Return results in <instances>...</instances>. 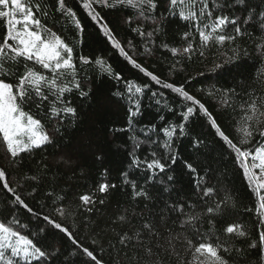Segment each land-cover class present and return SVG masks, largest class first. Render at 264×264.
<instances>
[{
    "label": "snow or ice",
    "instance_id": "1",
    "mask_svg": "<svg viewBox=\"0 0 264 264\" xmlns=\"http://www.w3.org/2000/svg\"><path fill=\"white\" fill-rule=\"evenodd\" d=\"M80 6L85 11L90 20L98 26L99 31L111 44L112 48L119 51L120 55L138 69L151 81L163 88L170 89L183 101L190 102L186 105V110L182 112V121L179 124H169L163 128H157L155 124L140 128L144 139L141 140L135 135V118L142 115V99L147 85H139L134 81H125L123 92L117 91L115 95L126 96L128 102V127L116 129L114 131L132 132L130 139L135 141L132 151L130 167L139 171H145V182L154 184L159 174L166 176L169 183H173L175 178L167 175L171 165L177 162L178 156L174 151L175 137L185 134L186 123L199 113L208 118L211 129L235 154L236 162L243 170L245 178L250 187L259 198L257 214L260 217V224L264 226V147H256L251 150L245 145H249L257 136L264 139V94H257L253 89L244 93L246 97L239 106L241 115L236 123L239 127L236 131L240 133L238 143L225 134L216 119L209 112L204 103L195 96L190 95L185 88L173 83H164L160 78L144 68L129 49L136 52V46L129 40L128 49L117 39L114 30L109 26L103 10L120 11L121 20L129 25L133 23L136 27L131 31L141 38L143 52L139 55H152L153 37L162 28L164 22L169 18L183 22L189 31L182 37L185 46L178 49L168 48L167 44L162 45L168 49L173 57L192 56L203 58L204 49L217 47L224 51L213 61L209 72L213 75H220L223 72L231 71L230 66L237 65L243 58L249 57L250 53L240 48L236 43L238 37L246 34L247 27L260 33L264 38V0L254 3L253 0H163L164 14H157L160 7V0H80ZM134 10L136 19L132 16H125L124 10ZM51 21L49 26L48 21ZM71 23L82 34L84 26L77 16V13L66 5V0H0V26H2V42H0V141L5 147V159L9 160L12 166L17 167V160L23 153H31L35 149H42L46 146H57L60 137L56 134L60 131L57 127L54 131H45L39 118L34 117L31 111H25L35 107L37 110H44L45 116L56 124L68 123L69 119L78 116V107L73 106V101L69 95L78 94L81 101L90 96L92 89L88 87L90 80L82 78L80 72H85L84 66L90 65L92 61L85 57H79V67L74 58V48L66 43L57 31L54 30L58 23ZM154 25L151 30H147L146 25ZM229 26L232 27L233 34H229ZM198 34L199 46L194 39ZM255 56L264 64V43L255 44ZM179 63V61H177ZM95 65L103 69L104 73L120 81L122 77L119 73L112 71L102 58H96ZM37 66L40 70L37 69ZM42 70V71H41ZM170 71H176L175 65ZM50 74V75H49ZM264 76V72L260 73ZM11 79L13 82H6ZM223 97V103L229 107V98L234 90L214 89ZM209 92V95H212ZM156 93L152 94L155 98ZM157 105L160 100H155ZM235 110V109H234ZM171 111V109H169ZM164 119L163 116L160 117ZM163 134L162 138L160 134ZM156 139H153V136ZM202 141L197 138L193 147L199 149ZM150 144L154 150L150 153L149 159H141L136 153L142 149V145ZM91 147V144L88 145ZM99 158V157H98ZM62 163L65 167H71L74 160L71 156L61 155L57 164ZM185 167L190 173H196L197 169L188 162ZM43 168L48 169L44 164ZM258 170V171H255ZM123 183L130 185L132 189V199L152 200L155 211H149V216L154 220H149L141 213L143 219L142 228L134 235H122L119 243L122 246L117 252L116 260L118 264H229L220 252H229L228 241H220L216 237L217 243L213 244L209 240L210 235H214L209 229L202 231L204 224L212 225L217 216L227 215L231 206L228 204V197L217 199L209 204L208 200L216 194V189L202 183L205 179L200 177L195 183L198 189V197L204 201L205 207L202 211H193L192 206L185 200L161 201L152 196L145 188L140 187L135 180H129L125 173ZM38 177L28 175L24 180L38 182ZM7 172L0 167V186H2L8 200L5 208L9 216L5 220H0V264H54L58 258L59 246L54 249L49 243L50 233L63 234L77 249L87 257L84 264H102L93 251L87 247H82L73 235L72 231L58 221L55 216L61 219L65 216L63 205L56 207L57 200L62 201L63 197L53 200L54 214H42L35 211L17 190L11 186ZM116 185L101 183L99 192L105 194L109 188ZM175 189H173L174 191ZM168 192L167 187L162 189ZM49 198L52 192L46 194ZM83 205H92L94 202L90 196L80 197ZM104 203L103 200L100 201ZM147 207V205H146ZM187 209V210H186ZM91 212L92 208L87 207ZM19 213H26L29 216V223L36 222L38 231L30 234H23V230L29 227L28 223H23L19 218ZM120 222L126 220L125 215L117 218ZM159 220V224L155 222ZM169 220L172 221V228L168 227ZM179 221V232L174 228ZM163 229V231L161 230ZM227 236L245 237L247 233L242 230L239 224H228L224 228ZM194 241H198L195 242ZM179 246V247H178ZM250 249L259 248L264 256V231L259 235L258 243L253 242L248 245ZM132 248L135 255L131 257L124 249ZM183 249V253L180 251ZM240 253L241 249H234ZM121 252L124 260H121ZM191 259H187L188 255Z\"/></svg>",
    "mask_w": 264,
    "mask_h": 264
},
{
    "label": "trees",
    "instance_id": "2",
    "mask_svg": "<svg viewBox=\"0 0 264 264\" xmlns=\"http://www.w3.org/2000/svg\"><path fill=\"white\" fill-rule=\"evenodd\" d=\"M253 2L259 3V0ZM66 5L77 13L84 31L78 34L71 23L63 22L58 23L54 30L74 48V58L78 67L80 56L92 61L90 65L84 66L86 73L80 72L82 78L91 81L88 87L92 92L83 101L78 94L68 96L73 101V106L78 107V116L69 119L67 124L63 122L56 124L49 120L43 109L25 107V111H31L34 117L41 120L45 131L52 132L59 127L60 131L56 135L61 139L55 147L49 145L35 149L31 153H23L21 158H18L15 168L5 159L6 150L0 141V167L6 170L12 182L11 186L35 211L42 214L53 215V200L63 197L62 201L57 200L56 207L62 204L65 216L61 219L56 215L55 218L72 231L82 247L93 251L102 260V264H118L116 256L122 247L119 238L122 235H134L141 230L144 222L141 213L149 220L155 219L149 216V211H155L154 201L143 198L133 200L130 185L123 183L124 174L127 173L129 180H135L140 187L147 189L154 198L159 199L161 208L163 201L171 202L179 199L187 201L192 206V210L197 212L202 211L205 204L197 195L199 190L195 188V183L200 177H204L202 183L216 189V194L208 200V203L228 197L231 208L227 215L217 216L212 225L205 223L201 230L207 232L211 229L214 235H210L209 240L213 244L217 243V236L220 241H228L230 251H221L220 254L229 264H264V256L261 255L259 248L248 247L253 242L258 243L259 235L264 231L256 211L259 198L236 162L235 154L215 135L208 118L200 114L198 108L196 115L186 123L185 134L180 136L177 133L175 137L174 151L178 159L174 165L168 161L171 167L167 170V175L175 178L173 183L167 182L163 174L156 177L154 184L146 183V173L143 168L137 171L130 167L129 153L135 143L130 139L133 133L114 131L128 127L127 98L115 95L117 91H124V82L134 81L141 86L147 85L141 97L142 115L136 117L134 121L135 135L141 140L144 139V135L138 131L140 128L155 124L159 129L169 124H179L182 121V112L186 110V105L190 106V102L183 101L170 89L163 88L162 85L156 84L138 69L133 68L118 50L112 48L98 26L90 20L81 8L80 0H66ZM123 14L132 16L133 20L136 19L134 10H124ZM157 14L166 15L163 0H160ZM102 15L126 49L129 40L136 46V52L130 49L129 52L138 63L157 75L162 82L182 85L190 95L205 104L225 134L235 143L239 142L240 133L236 131L239 125L236 121L241 115L239 106L246 98L244 93L254 89L257 94H264V76L260 75L264 72V64L255 56V44L264 43L260 33L247 27L246 34L238 37L236 43L241 49L248 51L250 56L243 58L237 65L230 66L231 71L213 75L209 69L224 50L213 46L204 49L203 58L194 55L188 59L186 56L173 57L168 49L162 47L164 44H167L169 49L172 47L180 49L185 46L182 37L189 28L183 22L172 18L164 22L161 31L152 38L154 52L149 56L138 54L143 52V46L141 38L131 31V28L136 27L135 23L129 25L122 22L120 11L103 10ZM48 24L52 26L50 20ZM152 27L154 25H146L147 30H151ZM228 32L233 34L231 26ZM2 34L3 30L0 26V38ZM194 39L199 46L198 34ZM96 58H102L111 66L113 72L120 74L122 79L116 81L106 75L103 69L95 65ZM173 65L176 67L174 72L170 71ZM37 69L40 70L38 66ZM6 82L13 81L8 79ZM214 89L234 90L229 98L232 107L225 105L222 95ZM209 92L213 94L209 95ZM153 93H156L155 98L152 97ZM157 99L161 101L160 105L155 103ZM161 116L164 117L163 120L160 119ZM160 135L162 138L163 134ZM197 138L203 142L199 149L193 147ZM153 139H156L155 135ZM263 143L264 139L257 136L244 147L254 151ZM89 144L91 147H88ZM153 150L154 146L145 144L136 154L141 159H149ZM62 154L73 158L74 163L71 167H65L62 163L57 164ZM185 162L191 163L197 169L199 176L190 173L185 167ZM44 164L48 165L47 170L43 168ZM28 175L37 176L38 182L24 180ZM101 183L116 187H110L107 193L102 194L99 192ZM165 187L169 189L168 192L162 191ZM48 192L53 193L51 198L46 195ZM84 195L90 196L94 203L83 205L80 197ZM7 200L8 197L0 186V220L5 222H7L5 218L9 216L3 211ZM101 200L104 201L103 204L100 203ZM87 207H91L92 211H87ZM120 215H125L124 222L117 219ZM18 218L23 223L29 224V227L23 230V234L38 231L34 220L29 223L28 214L19 213ZM155 222L159 224V220ZM228 224L241 225L247 235L227 236L223 230ZM168 227L172 228L171 220L168 222ZM173 231L174 234L180 231L179 221ZM49 243L53 249L59 246L58 258L54 264H84L88 259L63 234L50 233ZM236 248L241 249V252H235ZM124 251L131 257L135 255L132 248ZM180 251L183 253L182 248ZM186 258L190 260L191 255ZM121 260H124L123 252H121ZM124 264H127V261ZM172 264H175V260Z\"/></svg>",
    "mask_w": 264,
    "mask_h": 264
},
{
    "label": "rangeland",
    "instance_id": "3",
    "mask_svg": "<svg viewBox=\"0 0 264 264\" xmlns=\"http://www.w3.org/2000/svg\"><path fill=\"white\" fill-rule=\"evenodd\" d=\"M259 147H264V143L262 145H260ZM255 171H258V170H255Z\"/></svg>",
    "mask_w": 264,
    "mask_h": 264
}]
</instances>
